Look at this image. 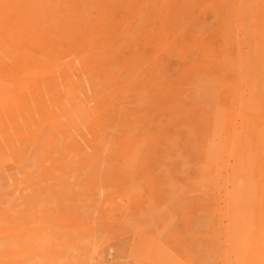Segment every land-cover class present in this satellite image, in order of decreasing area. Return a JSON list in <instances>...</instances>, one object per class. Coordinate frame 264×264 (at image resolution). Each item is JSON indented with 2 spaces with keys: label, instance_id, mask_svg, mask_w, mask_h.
<instances>
[{
  "label": "rangeland",
  "instance_id": "1",
  "mask_svg": "<svg viewBox=\"0 0 264 264\" xmlns=\"http://www.w3.org/2000/svg\"><path fill=\"white\" fill-rule=\"evenodd\" d=\"M0 264H264V0H0Z\"/></svg>",
  "mask_w": 264,
  "mask_h": 264
},
{
  "label": "bare ground",
  "instance_id": "2",
  "mask_svg": "<svg viewBox=\"0 0 264 264\" xmlns=\"http://www.w3.org/2000/svg\"><path fill=\"white\" fill-rule=\"evenodd\" d=\"M13 2V1H12ZM6 6V5H5ZM25 27H28V26H26L25 25ZM29 28V27H28ZM22 29V28H21ZM67 36V35H66ZM121 36V35H120ZM41 37V36H40ZM23 43V42H22ZM72 43V42H71ZM32 44V43H31ZM25 45V44H24ZM33 45V44H32ZM33 46H35V45H33ZM37 47V46H36ZM35 48V47H34ZM11 229V228H10ZM9 232V231H8ZM16 254V253H15ZM18 254V253H17ZM12 255H14V254H12ZM9 257V256H8ZM4 259V258H3Z\"/></svg>",
  "mask_w": 264,
  "mask_h": 264
}]
</instances>
